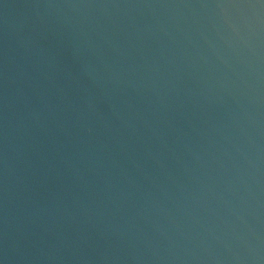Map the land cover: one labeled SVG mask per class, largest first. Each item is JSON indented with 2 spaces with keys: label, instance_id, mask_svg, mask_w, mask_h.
<instances>
[{
  "label": "water",
  "instance_id": "1",
  "mask_svg": "<svg viewBox=\"0 0 264 264\" xmlns=\"http://www.w3.org/2000/svg\"><path fill=\"white\" fill-rule=\"evenodd\" d=\"M0 264H264V0H0Z\"/></svg>",
  "mask_w": 264,
  "mask_h": 264
}]
</instances>
